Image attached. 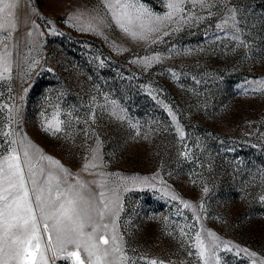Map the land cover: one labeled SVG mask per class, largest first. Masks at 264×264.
Instances as JSON below:
<instances>
[{"label":"rangeland","instance_id":"rangeland-1","mask_svg":"<svg viewBox=\"0 0 264 264\" xmlns=\"http://www.w3.org/2000/svg\"><path fill=\"white\" fill-rule=\"evenodd\" d=\"M127 2L0 0V264H264V0Z\"/></svg>","mask_w":264,"mask_h":264},{"label":"snow or ice","instance_id":"snow-or-ice-1","mask_svg":"<svg viewBox=\"0 0 264 264\" xmlns=\"http://www.w3.org/2000/svg\"><path fill=\"white\" fill-rule=\"evenodd\" d=\"M121 8L123 9H132L133 11L137 12V19H142L143 18V13H139L138 10L136 9V5L135 3L131 2H127L125 4L120 5ZM170 11L168 13L165 14L164 17H156L155 20L157 23H163L164 20H168L171 21L173 15H175L178 11H180V5L179 4H170L169 5ZM110 10H111V6H110ZM122 17H128L129 18V23L131 22V14L127 11L120 13V12H113V20L115 21V23L117 24L118 27H120L124 32L129 33L133 38H139V39H147L148 35L152 32H159L160 28L159 27H154L151 26V22L149 24H144L141 23L140 24V31H132L129 27H126L124 23L121 22V18ZM165 35H167V33H164ZM49 126L45 127V131L48 130ZM56 130L59 131V126L57 124ZM25 158L28 157V152L26 151L24 153ZM11 159H17V157H11ZM11 165H9V171H10V175L8 177V189L5 190L7 192V194H2L0 193V200H3L4 203V208L7 209L8 215L11 216L13 219H17V220H22L23 224H24V231L27 232L28 231V227H29V221H31V227L34 229L35 228V219L32 216L29 217H25L22 215H19V213L21 212H28L31 213L32 209L29 206V202H28V193L25 190L24 187V183H23V178L21 176V182L19 183V185H15L13 182L16 179V177L18 175H20V170L19 167L17 166V170L16 172H11ZM88 165H85V168H87ZM49 179H54L53 177H49ZM49 192H51L53 189L51 186H49ZM71 191V189H69ZM35 191V190H34ZM41 192L43 191V189L40 190ZM23 193V195L21 196L20 193ZM57 195L59 196V190H58V186H57ZM36 201L37 204H40L41 201V195L37 194L36 195ZM13 205H15V214L13 213ZM41 212L43 214V209H41ZM3 213H0V215H2ZM79 216L78 210L75 207V201L73 199H67L65 202L60 203V206L58 209H56V215L53 216H43L42 218L47 220L49 218H53L54 219V223L52 225V227L54 229H56V231L59 233H61L62 231H64L63 229H61L59 226L63 223L64 220H69L71 221L73 219V216ZM5 225H6V230L10 231L11 229L17 227V225L15 224H11L8 223L7 221H5ZM47 223L45 224V229L47 230ZM85 227V224L83 221H81L78 225V227H75L72 229L73 232H75L77 235L76 237H68L66 239V244H76V246L79 248L81 246L80 241H79V237H83L85 234L83 232V228ZM105 227H107V225H105ZM59 238V237H58ZM87 239H91V236H88ZM104 243H107V241L105 240ZM95 246H93L94 248ZM85 250L88 251L89 256L94 255V252L89 250L87 248V246H85ZM71 255L75 256L76 253H72ZM152 264H159L158 261H153Z\"/></svg>","mask_w":264,"mask_h":264}]
</instances>
